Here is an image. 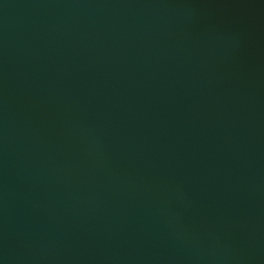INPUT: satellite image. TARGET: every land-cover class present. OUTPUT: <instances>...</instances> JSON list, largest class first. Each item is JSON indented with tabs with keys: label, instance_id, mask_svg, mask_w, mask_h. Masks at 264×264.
I'll return each mask as SVG.
<instances>
[{
	"label": "water",
	"instance_id": "1",
	"mask_svg": "<svg viewBox=\"0 0 264 264\" xmlns=\"http://www.w3.org/2000/svg\"><path fill=\"white\" fill-rule=\"evenodd\" d=\"M0 264H264V0H0Z\"/></svg>",
	"mask_w": 264,
	"mask_h": 264
}]
</instances>
